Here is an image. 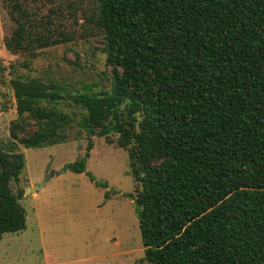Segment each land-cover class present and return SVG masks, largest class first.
<instances>
[{
    "label": "trees",
    "instance_id": "obj_1",
    "mask_svg": "<svg viewBox=\"0 0 264 264\" xmlns=\"http://www.w3.org/2000/svg\"><path fill=\"white\" fill-rule=\"evenodd\" d=\"M38 1L1 0L14 23L7 49L74 40L68 22L81 11L86 33L102 37L112 85L73 93L52 78H15L13 144L66 142L69 100L88 145L65 170H87L94 135H118L140 185L126 195L144 262L264 264V0H91L90 9L67 0L43 13ZM25 164L22 152L0 150V239L26 227L25 190L11 187Z\"/></svg>",
    "mask_w": 264,
    "mask_h": 264
},
{
    "label": "rangeland",
    "instance_id": "obj_2",
    "mask_svg": "<svg viewBox=\"0 0 264 264\" xmlns=\"http://www.w3.org/2000/svg\"><path fill=\"white\" fill-rule=\"evenodd\" d=\"M67 2L39 0L33 6L43 13ZM91 3L86 0L85 6L90 9ZM83 16L78 11L79 23L68 22V29H75L74 40L14 54L5 45L14 23L0 0V150L14 148L26 158L19 181L11 182L13 192L45 182L20 199L26 227L2 235L0 264H148L142 260L145 247L135 203L126 195H136L140 185L130 174L128 150L117 144V134L92 137L93 149L82 173L65 170L88 145L86 130L77 124L82 109L69 100L60 102L75 118L66 142L25 147L14 145L10 135L11 121L18 116L13 80L19 76L52 78L73 93L110 90L112 67L106 62L102 37L86 33ZM88 172L108 182V188L96 185Z\"/></svg>",
    "mask_w": 264,
    "mask_h": 264
},
{
    "label": "water",
    "instance_id": "obj_3",
    "mask_svg": "<svg viewBox=\"0 0 264 264\" xmlns=\"http://www.w3.org/2000/svg\"><path fill=\"white\" fill-rule=\"evenodd\" d=\"M47 178H48V177H47ZM47 178H46V180H47ZM44 183H45V182H43L42 184L37 185V186L28 187V188L25 190V193H27V192L30 191V190L36 191L37 189H39V188H41L42 186H44Z\"/></svg>",
    "mask_w": 264,
    "mask_h": 264
}]
</instances>
